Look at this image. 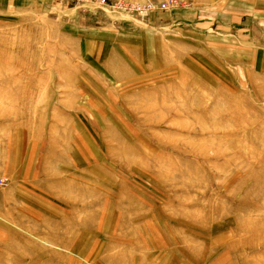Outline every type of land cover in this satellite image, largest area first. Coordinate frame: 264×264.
<instances>
[{
    "label": "rangeland",
    "instance_id": "obj_1",
    "mask_svg": "<svg viewBox=\"0 0 264 264\" xmlns=\"http://www.w3.org/2000/svg\"><path fill=\"white\" fill-rule=\"evenodd\" d=\"M194 9L0 0V264H264V28Z\"/></svg>",
    "mask_w": 264,
    "mask_h": 264
},
{
    "label": "crops",
    "instance_id": "obj_2",
    "mask_svg": "<svg viewBox=\"0 0 264 264\" xmlns=\"http://www.w3.org/2000/svg\"><path fill=\"white\" fill-rule=\"evenodd\" d=\"M194 5V19L222 20L223 26L236 29L264 28V0H187ZM217 12L215 14H212ZM219 12V13H218ZM208 24V23H206ZM212 24V23H209ZM203 25V26H209ZM244 24V25H243Z\"/></svg>",
    "mask_w": 264,
    "mask_h": 264
},
{
    "label": "built area",
    "instance_id": "obj_3",
    "mask_svg": "<svg viewBox=\"0 0 264 264\" xmlns=\"http://www.w3.org/2000/svg\"><path fill=\"white\" fill-rule=\"evenodd\" d=\"M163 7H165V6H163Z\"/></svg>",
    "mask_w": 264,
    "mask_h": 264
}]
</instances>
